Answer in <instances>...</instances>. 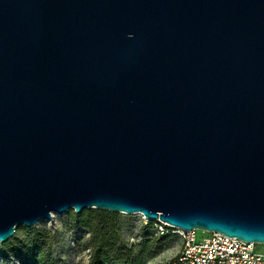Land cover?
<instances>
[{
	"label": "water",
	"instance_id": "1",
	"mask_svg": "<svg viewBox=\"0 0 264 264\" xmlns=\"http://www.w3.org/2000/svg\"><path fill=\"white\" fill-rule=\"evenodd\" d=\"M90 208L264 244V0H0V242Z\"/></svg>",
	"mask_w": 264,
	"mask_h": 264
},
{
	"label": "rangeland",
	"instance_id": "2",
	"mask_svg": "<svg viewBox=\"0 0 264 264\" xmlns=\"http://www.w3.org/2000/svg\"><path fill=\"white\" fill-rule=\"evenodd\" d=\"M92 210L103 209L90 208L85 209L83 212ZM94 213V215H97L96 212ZM116 213L119 220L120 237L124 244L128 246L136 245L148 236L163 237L160 249L148 256L146 264H164L178 253L182 245V239L172 229L165 234H159L155 222L146 219L140 213ZM76 214L74 209L62 214L54 212L51 220L42 219L31 226L50 233L53 237L52 252L60 264H89L90 261L91 232L77 222ZM31 227L21 225L17 228L15 235L7 242H0V264H32L29 261V254H26L25 251L21 253L23 259L17 258L9 251L11 248H19L20 242L26 241V228ZM198 231L200 234L203 233V230ZM15 237H18V240ZM6 243H9V245L5 246ZM260 250L264 251V245L260 246Z\"/></svg>",
	"mask_w": 264,
	"mask_h": 264
},
{
	"label": "trees",
	"instance_id": "3",
	"mask_svg": "<svg viewBox=\"0 0 264 264\" xmlns=\"http://www.w3.org/2000/svg\"><path fill=\"white\" fill-rule=\"evenodd\" d=\"M96 212L97 215H94ZM77 222L91 232L89 264H146L148 256L160 249L162 238L145 237L136 245L128 246L121 240L116 212L92 210L76 214ZM154 222V220H153ZM27 239L19 248L9 251L23 259L22 251L29 254L32 264H60L52 252L53 237L45 230L26 228ZM18 240V237H15ZM6 243L5 246H8Z\"/></svg>",
	"mask_w": 264,
	"mask_h": 264
},
{
	"label": "built area",
	"instance_id": "4",
	"mask_svg": "<svg viewBox=\"0 0 264 264\" xmlns=\"http://www.w3.org/2000/svg\"><path fill=\"white\" fill-rule=\"evenodd\" d=\"M154 222L159 234L172 229L182 239L178 253L164 264H264V251L260 250L264 244L228 237L222 232L187 231L164 221Z\"/></svg>",
	"mask_w": 264,
	"mask_h": 264
},
{
	"label": "bare ground",
	"instance_id": "5",
	"mask_svg": "<svg viewBox=\"0 0 264 264\" xmlns=\"http://www.w3.org/2000/svg\"><path fill=\"white\" fill-rule=\"evenodd\" d=\"M143 215V214H142ZM144 216V215H143ZM145 217V216H144ZM146 218V217H145ZM147 219V218H146Z\"/></svg>",
	"mask_w": 264,
	"mask_h": 264
}]
</instances>
